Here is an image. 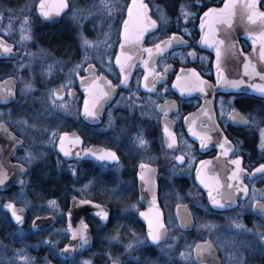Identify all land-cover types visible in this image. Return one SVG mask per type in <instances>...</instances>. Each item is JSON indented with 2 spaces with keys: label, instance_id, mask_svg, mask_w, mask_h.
Wrapping results in <instances>:
<instances>
[{
  "label": "flooded vegetation",
  "instance_id": "af4514ba",
  "mask_svg": "<svg viewBox=\"0 0 264 264\" xmlns=\"http://www.w3.org/2000/svg\"><path fill=\"white\" fill-rule=\"evenodd\" d=\"M24 1L11 0L0 10L15 11ZM97 1L101 4L98 10H86ZM131 1L80 0L78 5L86 12L76 11L93 13L84 21L68 17L67 0V10L58 19L44 21L37 11L38 0L25 15L28 34L23 49L16 38L0 32V41L11 45L10 51L0 46V168L7 172L9 181L0 185V220L3 216L6 222L0 223V241L14 249L25 241L14 238L16 231L28 230V242L45 236L57 225L65 231L72 200H86L108 209L104 224L92 214L86 215L91 229L89 247L100 232L98 241L109 240L111 246L141 238L147 248L137 259L132 258L137 256L136 251L124 261L106 264H147L155 249L164 245L175 248L170 254L175 262L189 258L197 264L193 250L207 241L212 243L220 264H224L215 239L218 235L231 233L238 237L248 231L245 237L249 239L264 235V174L253 176L255 169L264 164V97L220 88L216 56L198 44L201 23L206 19L204 13L209 8H220L225 0H155L154 4L139 0L147 5L145 23L156 21L139 40L135 36L144 26L141 21L128 26L125 37L124 24L129 20ZM116 7L120 15H112L111 8ZM259 9L264 11V0ZM238 44L243 53L250 51L244 38H239ZM23 50L26 60L32 63L21 72L30 90L20 96V85L11 69ZM125 75L127 83L123 82ZM146 76L148 88L144 87ZM177 77L181 79L177 81ZM9 80L11 83L7 84ZM177 83L194 90L182 92ZM56 89L62 90L58 100L53 94ZM101 89L114 92L109 101L105 102L107 96L102 95ZM49 90L52 103L48 101ZM10 91L14 96L8 102ZM94 99L95 110L102 108L96 117H89L84 113L85 101L92 110ZM36 102H49L51 106L46 108L50 112V107L60 106L71 110L66 114L54 112L53 117L48 112L38 116L40 107ZM191 129L206 134V146H201L200 137L193 135ZM169 132L175 134V144L171 143ZM65 133L73 137L64 142L62 153L58 148ZM77 137L80 143L75 142ZM220 144H224L223 149ZM65 148L72 154L66 155ZM92 148L102 149L105 154L115 152L119 159L98 161ZM181 155L183 160L178 159ZM219 155L226 156L228 165H236L233 161L240 158L242 184L247 189L245 199L224 209L213 207L197 183L215 171L207 167ZM26 162L36 163L28 166ZM55 177L57 186L60 179L67 178L64 190H54ZM153 187L159 213L151 207ZM10 202L26 214L21 227L4 209ZM257 203L260 211L254 209ZM56 212L61 214L59 218ZM48 217L53 221L49 227L32 229L35 219ZM149 219L153 227L157 219L163 223L156 243L149 235ZM113 235L119 236L117 242L112 241ZM83 238L81 235L78 252ZM67 241L64 232L57 254H38L37 261L46 258L53 264L54 257L78 261L79 253L69 259L59 257V250ZM47 250L42 245L38 248L40 254ZM248 261L264 264V256Z\"/></svg>",
  "mask_w": 264,
  "mask_h": 264
},
{
  "label": "water",
  "instance_id": "95a60500",
  "mask_svg": "<svg viewBox=\"0 0 264 264\" xmlns=\"http://www.w3.org/2000/svg\"><path fill=\"white\" fill-rule=\"evenodd\" d=\"M261 0H258L257 7L259 9V3ZM228 0H225L223 5L217 9H223L225 3ZM245 0H238V4L242 5ZM59 0H45V4L47 8H52L54 5H57ZM142 2L139 0H135V6L133 4V0L131 1L127 16L129 18V9H132L133 14V21L129 23V26L136 21H141L144 25L145 23V13L144 8L142 7ZM67 8H64L61 12L53 11L50 16H44L43 13L40 11V2L37 5V11L44 21H52L58 19ZM260 10V9H259ZM261 11V10H260ZM205 26L201 29V36L199 39V46L203 49L210 50L216 56V64H215V71H216V78L218 81V86L220 88L226 89L230 93H238V94H246L249 96H257V97H264V93L253 89V84H260L264 83V76L256 75L252 72V67L255 66L257 72L264 73V45L254 42L259 40V36L253 37L251 33H259L264 31V24L261 21L257 20L255 22L249 21L247 19V15L242 7L238 6L236 9V14L231 18V23H228L223 16H219L217 14H213V17L206 18L204 20ZM150 27H147L143 33H146ZM218 31H214L217 30ZM125 31V29H124ZM207 36L210 40L218 39L224 41L223 44H216V43H204L202 37ZM244 38L250 46V51L248 53H243L239 47L238 39ZM6 45L10 47L11 45L0 41V46L3 47ZM217 47L220 48V68H217ZM4 49V47H3ZM16 54V53H15ZM250 66L248 70H245V64H249ZM244 80L245 83L241 84L240 87H233L231 84L226 83V81H238ZM13 81V80H12ZM7 84L11 83V80L6 82ZM57 93L62 94L61 89L54 90V98L58 100L59 95ZM109 95L104 99L105 102L109 101L110 98L113 96L114 92L112 90L109 91ZM9 98L7 99L8 102L13 101V91L9 92ZM103 100V101H104ZM104 102V103H105ZM102 107H99L97 112L100 113ZM3 125H0V128ZM64 142L67 141L68 138L73 137V135H67L66 137L63 135ZM61 142V141H60ZM21 144V142H20ZM19 144V145H20ZM59 151L64 153L61 147L58 148ZM68 151V149L65 148ZM70 152V151H68ZM92 153H100L105 154L102 149L99 148H92ZM106 155V154H105ZM66 156V155H65ZM99 156V155H98ZM67 157V156H66ZM93 157V156H91ZM98 161H102L100 158L97 159ZM101 163V162H98ZM208 169L214 168L215 171L209 172L207 178L204 179L205 183L201 182V179H198V184L201 188L205 191L208 197L209 203L215 208H227L236 204L237 200H243L246 197L245 187L242 184V171L237 172L238 178L233 180L232 173L237 169V165H228L226 161V156L219 155L215 161L211 162V166L207 167ZM259 166L256 168L258 169ZM253 172V176H258L260 174H264L261 171ZM217 179L220 182V187H216ZM9 183L8 180L5 181L3 185H7ZM206 184L213 185V189H210L206 186ZM239 189V190H237ZM155 188L151 190V207L157 213L159 210L155 203L154 194ZM209 191H213V195L219 193L217 198L222 200L223 206H217L212 204L211 198L209 197ZM9 204V203H8ZM5 204L4 209L10 214L12 221L18 226L21 227L26 221V214L24 213L23 209L17 208L20 210V215L24 217L23 222H18L15 220V217L12 215V211L10 208H7ZM260 204L257 203L254 206L256 211H260L259 209ZM101 211H107L108 209L104 206L92 202L86 201L82 203L81 200L73 199L71 202V206L66 213V235H67V243L59 250V257L62 259H69L77 254L78 250V242L83 235L82 239V246L87 248L91 241V229L89 225L86 223V215L92 214L93 216L99 218L101 222L104 224L106 220L102 215H100ZM187 218L189 219V214L187 213ZM52 218H37L33 221L32 229L33 230H42L44 228L49 227L52 224ZM190 223V220L187 221ZM83 225H86V229H83ZM73 230H76V235H73ZM156 243V241H155ZM67 245L74 246L73 248H66ZM194 257L197 264H220L218 259V254L214 250V247L211 242L207 241L195 246L194 250ZM117 264V263H111Z\"/></svg>",
  "mask_w": 264,
  "mask_h": 264
},
{
  "label": "rangeland",
  "instance_id": "374dc122",
  "mask_svg": "<svg viewBox=\"0 0 264 264\" xmlns=\"http://www.w3.org/2000/svg\"><path fill=\"white\" fill-rule=\"evenodd\" d=\"M11 0H0V6L7 4ZM16 1V0H12ZM38 0H25L23 3V6L15 11H6V10H0V32L9 38H16L15 41L18 43V46L23 49L26 40L25 37L28 34V24L26 23V17L25 15L28 14L30 9L34 8ZM153 4L155 3V0H150ZM70 2V13L68 17L72 19L82 18L84 21H87L88 18L93 14L91 12H88L89 9H96L100 8L101 4L97 1L95 5H90L88 8H86L87 14L78 13L76 9H79L80 11H84V7H81L79 4L80 0H69ZM120 7V6H118ZM112 9V15H120L121 11L117 7L111 8ZM86 10L84 12H86ZM101 42V41H100ZM97 45V44H96ZM44 50L42 49L41 52ZM23 55L18 61L12 63V69L11 72H13L16 75V78L18 79V83L20 85L19 87V94L20 96L27 94L29 92L30 88L27 87L26 79L22 76L21 72L22 70L26 69L27 66L31 65V61L26 60L27 59V53L25 50H23ZM42 66V63L40 67ZM50 91L47 93V96H49L48 101L50 103ZM49 102H36L35 104L39 105L40 109L38 110V116H44L48 112L49 117L54 116V112L56 113H64L66 114L67 111H70L71 109L69 107L60 106L61 108H52L51 112L49 109L46 108L47 105L51 104ZM15 111H20V109H15ZM28 166L34 165L36 162H26ZM102 200V199H101ZM57 217L61 215L59 212H56ZM3 217V216H2ZM1 217L0 223H6L4 218ZM2 227V226H0ZM64 229L60 226H54L50 229V231L42 237H36L35 239L27 241L28 237L30 236L28 233L29 231H16L14 232L13 236L16 240L23 241L22 245L19 247H9V244L6 243V246H4L0 241V264H50L48 259L44 258L42 262L37 261L38 254L39 255H46V256H54V254H57V245L59 244V241L62 238V235L64 233ZM250 232V231H248ZM245 232L244 234L238 235L236 237L234 234L231 233H223L222 235H218L216 239L217 247L219 252L221 253V256L223 257V263L224 264H261L257 261H248V259L256 258V256H264V235H257V236H250L251 239L246 238L245 235H248L249 233ZM98 239L101 236L100 232H98ZM119 239L118 235L112 236V241L117 242ZM135 240L128 242V244L119 245V247H115L116 251H113L111 253L106 252L104 254V258L107 262H120L126 260V256L132 255L134 252H138L137 256H132V258L137 259L140 257L141 252L144 251L146 248L145 243L143 239L134 238ZM109 243V240H107ZM27 243V244H25ZM112 243V242H111ZM119 243V242H118ZM121 244V243H120ZM46 246L48 250L45 252L43 251L41 254L38 251L39 246ZM147 249V248H146ZM145 249V250H146ZM172 246L164 245L157 249H155V255L154 257L147 262V264H192V261L190 260L187 263L186 261L179 262L178 260L175 262V259L173 258L171 254V251L174 250ZM139 250V251H138ZM82 252V248H80L79 252ZM17 252V253H16ZM147 254L149 252H146ZM96 253H91V258ZM17 257V259H16ZM90 257L82 258L80 259V262L82 264H88V262H91ZM15 258V259H14ZM51 259V258H50ZM15 260L17 262H15Z\"/></svg>",
  "mask_w": 264,
  "mask_h": 264
},
{
  "label": "snow or ice",
  "instance_id": "6c2138e0",
  "mask_svg": "<svg viewBox=\"0 0 264 264\" xmlns=\"http://www.w3.org/2000/svg\"><path fill=\"white\" fill-rule=\"evenodd\" d=\"M133 4L135 6V0H133ZM258 4V0H245V2L242 5L238 4V0H228L227 3H225L224 8L223 9H217V8H209L207 12L204 13L205 18H209V17H213V14H217L219 16H223L226 21L228 23H231V18L236 14V9L238 6L242 7L245 11V14L247 15V19L249 21L255 22L257 20L261 21L262 24H264V11H260L257 7ZM68 4H67V0H59V3L57 5H54L52 8H47L46 4H45V0H40V11L43 13L44 16H50L52 14L53 11L55 12H61L63 11L64 8H67ZM143 8H147V5H142ZM0 16H2V14H0ZM133 21V14H132V9H129V20L125 21L124 24V29H125V37L127 38L128 35V26L129 23ZM156 24L155 20H151L150 24H145L140 31L136 34L135 38L137 40H139L142 35H143V31H145L147 29V27H154ZM205 25L202 22L201 23V27L203 28ZM214 31H218L214 30ZM251 35H253V37H256L257 35L259 36V40L256 41L254 39V42H258L262 45H264V31L257 33H251ZM176 34H173V37H175ZM30 38V37H29ZM202 40L204 43H216V44H223L224 41L222 40H218V39H214V40H210L207 36L202 37ZM87 43V41H86ZM169 45H171V40L168 41ZM4 50L5 51H10V48L6 45H3ZM157 48L160 51H163V48L160 47L159 45L157 46ZM217 68H220V48L217 47ZM151 49L148 50L149 53H151ZM194 51V50H193ZM117 63H120V59L119 57H117ZM145 64H147V61H145ZM250 66V62L249 64H245V70L247 71L248 68ZM252 67V72L255 73L256 75H261L264 76V73H260L257 72L255 69V66H251ZM121 68L123 69V65H121ZM195 71V70H193ZM83 80V78H81ZM181 78L177 77V81H179ZM128 77L127 75H125L124 78V83H127ZM202 80V78H201ZM226 83L231 84L233 87H240L241 84L245 83L244 80H238V81H226ZM108 84L111 85V81H108ZM155 85L153 84V87ZM115 87V86H113ZM145 88L149 87V84L147 82V76L145 77V84H144ZM177 87H180L181 91H193L194 88L192 86H188V87H183L181 86L179 83H177ZM253 89H256L258 91H260L261 93H264V83H260V84H253L252 85ZM201 90L203 91L204 89L201 88ZM89 91L91 92L92 89H89ZM102 95L103 96H108L110 93L109 91H104L103 89H101ZM57 95H59V93H57ZM97 100L94 99L93 101V108L92 110H90L89 106H88V102L85 101V106H84V113L85 115L89 116V117H96L98 115L97 111L95 110V104H96ZM193 132V135L195 136H199L201 139V146L204 147L206 146L204 144V140L207 138L205 133H201V132H197L195 131V129H191ZM165 131L168 132L169 129L167 128V126H165ZM170 136L172 137L171 143L175 144L176 143V138H175V134L169 132ZM68 134L65 133L64 136L66 137ZM226 139V138H225ZM76 143H80V138L77 137L76 138ZM141 142L143 143V140H141ZM60 147L63 149L64 148V138L61 137V142H60ZM220 147L223 149L224 148V144H220ZM65 154L66 155H71L72 153L68 152L67 150H65ZM93 155H99V158L101 160L104 159H110V160H118L119 157L116 155L115 152H107V154H100V153H93ZM225 155H227V152H225ZM178 159L183 160L184 156L181 155L180 157H178ZM204 161H201V164H204ZM234 164L237 165V169L235 171H233L232 173V178L233 180L237 179V172L239 171V165H240V158H237L236 160L233 161ZM256 171H261L264 172V164H261L259 166L258 169H256ZM143 175V174H142ZM8 178L7 176V172L0 168V185H3L6 181V179ZM201 182L205 183L204 178L201 177ZM207 187H209L210 189H213V185L211 184H206ZM216 187H220V182L217 179V184ZM239 190V189H237ZM245 191H247V189L245 188ZM219 196V193H217L216 195H213V191H209V197L211 198L212 204L217 205V206H223L222 205V200L220 198H217ZM153 199H155V197H153ZM84 201H82L83 203ZM50 203L55 204V201H50ZM7 208H10L12 211V215L15 217V220L18 222H23L24 217L22 215H20V210H18L16 208V205L12 202H10L8 205H6ZM261 207H264V205H261ZM100 215H102L105 219H107L108 217V213L107 211H101ZM141 215H146V213H141ZM86 225H83V229H86ZM163 227V223L160 222L157 219L156 222V226L153 227V221L152 219H149V235L151 236V239L153 241H159L160 239V234H159V229ZM76 230H73V235H76ZM74 246L72 245H67L66 248H73ZM88 264H91V262H88Z\"/></svg>",
  "mask_w": 264,
  "mask_h": 264
},
{
  "label": "trees",
  "instance_id": "16d2710c",
  "mask_svg": "<svg viewBox=\"0 0 264 264\" xmlns=\"http://www.w3.org/2000/svg\"><path fill=\"white\" fill-rule=\"evenodd\" d=\"M59 178H60V176H59ZM54 179H55V184L57 186L56 177ZM66 182H67L66 177H64L63 179H60L58 186L55 187L54 190H64L66 188L64 186V184ZM113 251H116V248L114 246H111L109 243H106L105 240L100 242V240L98 241V239L95 238L91 247L88 250L82 251L79 254V257H78L79 260L78 261H75V262L61 261L58 258L54 257L52 263L53 264H82L80 262V259L90 257L91 253H96L92 258L90 257L91 264H106L107 261L104 258V254L106 252L111 253Z\"/></svg>",
  "mask_w": 264,
  "mask_h": 264
}]
</instances>
